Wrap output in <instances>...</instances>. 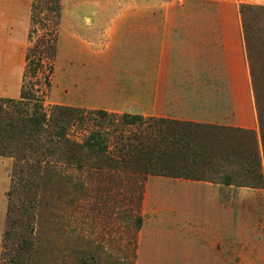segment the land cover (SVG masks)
<instances>
[{"label": "rangeland", "instance_id": "rangeland-1", "mask_svg": "<svg viewBox=\"0 0 264 264\" xmlns=\"http://www.w3.org/2000/svg\"><path fill=\"white\" fill-rule=\"evenodd\" d=\"M78 1L94 10L133 9V0H127V7L123 4L126 0ZM173 1L176 3L157 0V9H179V0ZM225 2L226 6L233 5V0ZM252 3L242 5L264 7V0ZM186 4H189L186 9L205 12L219 5L212 0L201 1L199 5L186 0ZM64 5L68 8L69 0H32L29 42L24 51L27 62L24 92L48 109L65 106L122 115L123 107L119 104H123V100L108 98V92H101L93 84V79L101 71L94 66L95 60L88 59L87 62L93 64L90 66L76 65L79 60L74 63L76 52L70 50L67 35L62 38L61 49L58 47L60 18L57 7L61 15ZM141 9H148V1L142 2ZM241 20L244 21L242 15ZM254 27L255 31L258 29L257 33L263 32L264 18H258ZM261 39L264 41V34ZM29 59L35 64L40 63L34 73L28 67ZM14 100L18 102L21 99ZM25 104L28 109L32 106L30 101ZM2 105L5 108L11 106L8 103ZM256 112L259 117L257 108ZM92 127V124L87 129L75 127L71 136L80 142ZM253 132L264 175L260 127ZM13 164L12 159L0 158V264H10L5 260L6 252L17 251L24 241L34 247L28 264H264V186L261 189H237L207 182L149 177L144 183L139 210L142 227L137 229L130 252L126 234L129 230L136 232V229L128 216L116 220L112 234L111 228L102 230L100 222L91 221L79 210L81 200L89 194L88 190L75 187L72 193H67L76 202V208L67 218L66 204L62 199L64 191L62 194L54 180L44 181L43 185L51 192L50 206L39 213L42 220L31 222L36 226L34 237L29 238V233L24 234L25 229L19 227L13 237L5 238ZM69 174L78 176L75 170ZM62 178L61 175L58 180ZM17 199L18 194L11 201ZM28 216L33 217V214ZM20 217L15 213L16 219ZM27 258L24 256L22 261L26 263Z\"/></svg>", "mask_w": 264, "mask_h": 264}, {"label": "trees", "instance_id": "trees-1", "mask_svg": "<svg viewBox=\"0 0 264 264\" xmlns=\"http://www.w3.org/2000/svg\"><path fill=\"white\" fill-rule=\"evenodd\" d=\"M258 6L241 5L240 13L264 150V31L257 33L254 27L258 18H264V7ZM57 11L60 18V8ZM28 65L31 73L40 67L30 59ZM20 99L0 98V158L14 161L5 238L13 237L19 227L29 238L34 237L36 226L31 222L42 220L39 213L50 206L51 192L43 185L46 180H54L62 194L64 191L67 218L76 208L67 193L75 187L88 190L79 210L91 221L100 222L102 230L111 228L112 234L116 220L128 216L136 229L126 234L130 252L137 229L142 227L139 210L149 177L249 189L264 186L260 152L251 130L65 106L48 109L30 99L24 86ZM26 101L32 103L30 109L24 106ZM6 103L11 106L5 108L2 104ZM90 124L93 127L80 142L71 136L75 127L87 129ZM71 170L78 176L69 174ZM16 194L19 199L11 201ZM15 213L21 217L16 219ZM33 253L32 244L24 241L17 251H7L5 260L28 264ZM24 256L28 257L26 263Z\"/></svg>", "mask_w": 264, "mask_h": 264}, {"label": "crops", "instance_id": "crops-1", "mask_svg": "<svg viewBox=\"0 0 264 264\" xmlns=\"http://www.w3.org/2000/svg\"><path fill=\"white\" fill-rule=\"evenodd\" d=\"M146 1L148 9H141ZM212 1L219 5L205 12L186 9V0H179V9L163 10L157 0H133V9L119 10L69 0L60 15L58 47L67 35L74 63L100 68L93 84L108 98L123 100V114L257 131L240 14V5L257 0H233L231 6ZM31 11L32 0H0L2 99L21 97Z\"/></svg>", "mask_w": 264, "mask_h": 264}]
</instances>
